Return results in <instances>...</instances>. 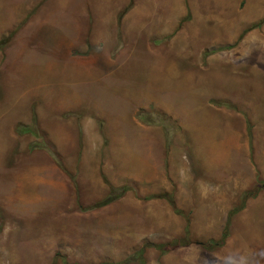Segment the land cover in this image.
<instances>
[{
    "label": "rangeland",
    "instance_id": "374dc122",
    "mask_svg": "<svg viewBox=\"0 0 264 264\" xmlns=\"http://www.w3.org/2000/svg\"><path fill=\"white\" fill-rule=\"evenodd\" d=\"M5 3L0 264H264V0Z\"/></svg>",
    "mask_w": 264,
    "mask_h": 264
},
{
    "label": "trees",
    "instance_id": "16d2710c",
    "mask_svg": "<svg viewBox=\"0 0 264 264\" xmlns=\"http://www.w3.org/2000/svg\"><path fill=\"white\" fill-rule=\"evenodd\" d=\"M116 191V190H115ZM115 191H114V193H113V191H112V193H111V195H109L108 197H106L104 200H102L101 202H100V205L102 204V205H104V204H108V203H111V202H113L115 199H117L116 197H119L120 195H115ZM224 239H225V236H224ZM223 238H222V241L224 240ZM181 244V241L180 240H175V241H173V242H171V243H168V244H164V245H161V246H159L160 247V249L162 250V252H168L171 248H176V247H178L179 245Z\"/></svg>",
    "mask_w": 264,
    "mask_h": 264
},
{
    "label": "crops",
    "instance_id": "0c3cea01",
    "mask_svg": "<svg viewBox=\"0 0 264 264\" xmlns=\"http://www.w3.org/2000/svg\"><path fill=\"white\" fill-rule=\"evenodd\" d=\"M13 2H14V0H12V4H13ZM6 3L5 4H3V5H0V12H2V14H0V18L1 17H5V11H6ZM9 8H10V6H9Z\"/></svg>",
    "mask_w": 264,
    "mask_h": 264
},
{
    "label": "bare ground",
    "instance_id": "6f19581e",
    "mask_svg": "<svg viewBox=\"0 0 264 264\" xmlns=\"http://www.w3.org/2000/svg\"><path fill=\"white\" fill-rule=\"evenodd\" d=\"M160 63H161V61H160ZM153 74V73H152ZM148 82V81H147ZM157 84V83H156ZM160 85V84H159ZM174 86V85H173ZM148 87V86H147ZM157 88V87H156ZM147 89V88H146ZM173 91V90H172ZM133 95H134V98L136 97V94L135 93H133ZM136 100V99H135Z\"/></svg>",
    "mask_w": 264,
    "mask_h": 264
}]
</instances>
